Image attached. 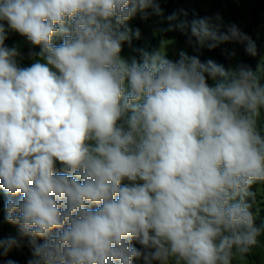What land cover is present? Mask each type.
<instances>
[{
    "label": "clouds",
    "instance_id": "9594fccd",
    "mask_svg": "<svg viewBox=\"0 0 264 264\" xmlns=\"http://www.w3.org/2000/svg\"><path fill=\"white\" fill-rule=\"evenodd\" d=\"M137 14L163 17L157 0H0V21L40 48L19 67L0 23V189L27 264H233L264 236L249 203L264 183L260 75L183 51L129 61ZM165 19L190 44L256 55L219 15ZM18 246L0 239V255Z\"/></svg>",
    "mask_w": 264,
    "mask_h": 264
},
{
    "label": "rangeland",
    "instance_id": "374dc122",
    "mask_svg": "<svg viewBox=\"0 0 264 264\" xmlns=\"http://www.w3.org/2000/svg\"><path fill=\"white\" fill-rule=\"evenodd\" d=\"M195 2L198 12H195L193 16L191 15V11H193L191 6H188L187 10L176 11V7L174 6L177 3L176 0H157L159 7L162 9L163 17L150 15L149 18L145 20L141 18L140 14H137V16L127 22L126 27L131 29V39L130 42H124L121 56L129 61L132 58H135L137 61H142L141 55L134 53V45L138 43L142 52L147 51L152 53L163 50L166 58L172 61L179 59V53L181 51L186 52L189 56H197L200 60L206 58V46L199 47L195 44L194 40L191 46H180L176 38L164 33L181 32L179 29L172 31H161V29H167L169 27V22L165 18L173 13L178 15L179 20H187L189 22L193 19H200V14H210L212 18L219 15L223 24L221 28L222 32H226L227 27L234 24L255 43L256 55H250L245 51V58L248 59V68L256 72L260 77H264V0H262L261 8L257 10L258 19L250 36L247 33V27L253 21V10L257 7L256 0H195ZM148 11L151 12L150 9ZM137 29L140 33L138 38L134 35ZM122 30L124 29L122 28ZM152 39L156 42L153 47L150 45ZM246 44V41L240 43L234 40L233 43L227 41L219 45L224 48V58L230 69H235L241 64L245 65L244 57L241 52L242 49L245 50ZM24 47L27 53H29L26 58L23 55V59L21 57H16L19 67H29L35 60L39 59L38 56L30 57V52L36 53V51H34L33 45L28 41L24 43ZM24 59L25 61H23ZM259 120H264V110L261 111L258 121ZM122 183H127V181ZM255 185L256 189L261 191L264 183H257ZM132 246L141 248L135 240L132 241ZM254 255L258 257L257 260L254 259ZM133 264H143V261L134 259ZM153 264H159V262L154 261ZM233 264H264V236L260 238V243L250 253L245 256L237 254L234 257Z\"/></svg>",
    "mask_w": 264,
    "mask_h": 264
},
{
    "label": "trees",
    "instance_id": "16d2710c",
    "mask_svg": "<svg viewBox=\"0 0 264 264\" xmlns=\"http://www.w3.org/2000/svg\"><path fill=\"white\" fill-rule=\"evenodd\" d=\"M176 4L174 5L176 7V11H182V10H187L188 6H191L193 11H191V15L193 16L195 12H198V8L196 7V2L195 0H176ZM257 7L254 8V13H253V21L248 25L247 27V33L250 36V33L253 31L255 28V23L257 22V10L261 8L262 5V0H256ZM207 15L210 14H200V18H205ZM0 23L4 24V28L6 31V36L7 38L4 41V45L8 48H17L19 55L17 57H21L24 55L25 58L27 57V50L24 47V43L27 41V39L23 36H21L19 33L13 31L9 25L7 24L6 21H0ZM224 32V31H223ZM168 36H171L173 38H176L177 41L179 42L180 46L183 45H190L188 36L184 32H179L175 31L174 33H166ZM230 43H233L234 40L228 41ZM54 43L59 45L62 43V39H54ZM156 44L155 40L152 39L150 42L151 47ZM34 51L36 53H39L40 48L39 46H33ZM134 53L141 55L142 51L138 46V43H135L134 45ZM223 47L219 46L216 47L215 49H209L205 48V55L206 58L201 59V62H206L207 60L211 59L217 64L223 65L226 70L230 69V67L227 64L226 59L224 58V51ZM25 52V53H24ZM242 55L244 57V62L245 66L249 67L248 65V59L245 58V50L242 49ZM142 57V55H141ZM23 59V58H22ZM142 60V59H141ZM25 61V59L23 60ZM19 66V65H18ZM208 82L212 83L211 78L208 77ZM261 83L264 84V77H261ZM258 127L262 131V134H264V120H259L258 121ZM59 167V164H57ZM123 184V183H122ZM251 191L255 193V198H249V203L252 205L250 211L253 213L255 216L256 224L260 225L264 223V186H262L261 191H258L256 189V185H253L251 188ZM4 193L3 189H0V239H8L9 237H14L18 240L19 246L18 247H13L7 255H0V264H7V261L12 260L15 261V264H27L28 260L32 258L31 254V247L28 243V238L20 237L18 233V229L16 226L9 224L5 219V211H4ZM42 243L43 241H38ZM257 256L254 255V259L257 260Z\"/></svg>",
    "mask_w": 264,
    "mask_h": 264
},
{
    "label": "bare ground",
    "instance_id": "6f19581e",
    "mask_svg": "<svg viewBox=\"0 0 264 264\" xmlns=\"http://www.w3.org/2000/svg\"><path fill=\"white\" fill-rule=\"evenodd\" d=\"M207 17H209V15H207Z\"/></svg>",
    "mask_w": 264,
    "mask_h": 264
}]
</instances>
